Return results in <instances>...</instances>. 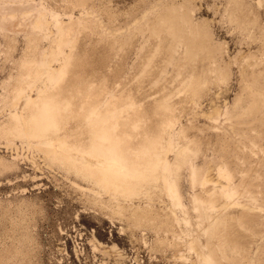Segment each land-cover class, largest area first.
I'll use <instances>...</instances> for the list:
<instances>
[{
  "label": "rangeland",
  "instance_id": "374dc122",
  "mask_svg": "<svg viewBox=\"0 0 264 264\" xmlns=\"http://www.w3.org/2000/svg\"><path fill=\"white\" fill-rule=\"evenodd\" d=\"M0 264H264V0H0Z\"/></svg>",
  "mask_w": 264,
  "mask_h": 264
},
{
  "label": "bare ground",
  "instance_id": "6f19581e",
  "mask_svg": "<svg viewBox=\"0 0 264 264\" xmlns=\"http://www.w3.org/2000/svg\"><path fill=\"white\" fill-rule=\"evenodd\" d=\"M58 103H56L54 96H47L43 99L41 103V109H42V116L40 118V122H36L37 124H41L40 126L48 127L52 125L57 117L56 109H57ZM39 125L37 126V129H39ZM36 136H39V132H35ZM114 143H109V148H115ZM117 153L119 156H123L122 154V148H117ZM83 158H85L83 156ZM175 198L177 199V195L175 194Z\"/></svg>",
  "mask_w": 264,
  "mask_h": 264
}]
</instances>
